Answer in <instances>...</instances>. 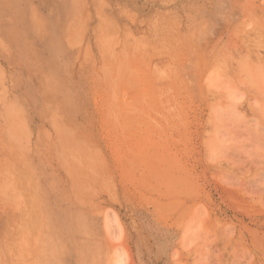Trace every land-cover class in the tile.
<instances>
[{
	"label": "rangeland",
	"instance_id": "rangeland-1",
	"mask_svg": "<svg viewBox=\"0 0 264 264\" xmlns=\"http://www.w3.org/2000/svg\"><path fill=\"white\" fill-rule=\"evenodd\" d=\"M0 264H264V0H0Z\"/></svg>",
	"mask_w": 264,
	"mask_h": 264
},
{
	"label": "bare ground",
	"instance_id": "bare-ground-1",
	"mask_svg": "<svg viewBox=\"0 0 264 264\" xmlns=\"http://www.w3.org/2000/svg\"><path fill=\"white\" fill-rule=\"evenodd\" d=\"M258 35V34H257ZM259 36H260V34H259ZM259 36H257V37H259ZM261 36H263V35H261ZM254 38H255V36H254ZM260 43V42H259ZM256 60V59H255ZM37 223H39V222H37ZM23 227V226H22ZM22 227H20V228H22ZM23 229V228H22ZM25 231H26V233H27V230L26 229H24ZM235 243V242H234ZM237 245V244H236ZM239 248V247H238ZM241 251V250H240ZM246 252V251H245Z\"/></svg>",
	"mask_w": 264,
	"mask_h": 264
}]
</instances>
